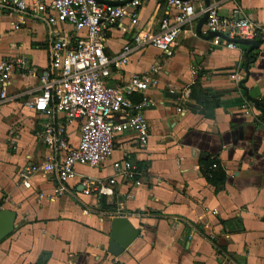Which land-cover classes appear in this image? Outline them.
<instances>
[{
  "label": "crops",
  "instance_id": "crops-1",
  "mask_svg": "<svg viewBox=\"0 0 264 264\" xmlns=\"http://www.w3.org/2000/svg\"><path fill=\"white\" fill-rule=\"evenodd\" d=\"M188 1L198 16L184 28L172 58L143 48L107 81L121 87L156 64L161 68L158 85L131 97L147 99L148 145L135 133L122 134L109 162L77 168L95 180L117 178L113 194L101 197L85 192L79 177L65 194L43 172L22 185L24 167L52 159L37 137L44 118L32 106L50 67V40L41 21L0 16V64L24 58L35 72L15 70L0 82V95L9 98L0 104V210L16 213L15 231L0 242V264H264V43L247 40L262 42L249 58L251 46L229 49L226 38L216 41L206 31L202 12L218 4L222 17L238 10L239 19L264 26V0ZM135 13L107 33L109 57L139 31L157 34L161 21L174 15L163 0H145ZM57 27L65 37L75 35L70 24ZM68 133L76 145L80 125L70 124ZM124 159L136 167L139 186L116 175L113 162ZM213 162L221 166L214 180H224L219 187L205 172ZM118 217L140 234L114 257L108 244Z\"/></svg>",
  "mask_w": 264,
  "mask_h": 264
},
{
  "label": "built area",
  "instance_id": "built-area-1",
  "mask_svg": "<svg viewBox=\"0 0 264 264\" xmlns=\"http://www.w3.org/2000/svg\"><path fill=\"white\" fill-rule=\"evenodd\" d=\"M99 1L0 0V16L16 14L23 20L41 21L48 28L50 40V67L40 76L41 92L33 98L32 106L44 118L43 129L37 137L51 151L52 159L42 165L24 167L19 174L23 186H30L33 177L43 172L56 181L59 194L69 193V183L79 177L85 192L110 196L117 178L95 180L80 176L77 168L97 169L109 162L115 152L116 138L122 134L135 133L144 147L149 143L150 125L144 115L147 99L134 102L131 97L158 85L156 76L160 66L156 64L145 76L134 75L121 87H113L107 81L113 70L123 69L131 55L143 48L152 46L164 57L172 58L184 28L192 24L198 14L191 1L163 0L174 15L161 21L159 32L139 31L133 35L132 44L125 45L119 55L109 57L105 52L107 33L135 15L145 0ZM202 12L208 14L206 31L214 33L216 41L228 38L229 49L237 48L231 41L234 39L259 38L264 43V26L239 19L238 10L230 17H222L218 4H211ZM58 23L73 26L75 35H61ZM15 70L35 75L26 59L8 60L0 64V82L8 80ZM0 98V104L9 101L3 93ZM75 122L81 128L76 145L68 133L69 125ZM220 167L213 162L208 171L212 174ZM113 169L123 182L141 184L136 180L138 172L131 161L113 162Z\"/></svg>",
  "mask_w": 264,
  "mask_h": 264
},
{
  "label": "water",
  "instance_id": "water-1",
  "mask_svg": "<svg viewBox=\"0 0 264 264\" xmlns=\"http://www.w3.org/2000/svg\"><path fill=\"white\" fill-rule=\"evenodd\" d=\"M226 39L230 41L228 38ZM231 41H233L235 44H244L251 46L247 53V58H249V53H251L253 50L259 49L262 45L261 41H247L245 39H234ZM248 65L249 64L247 63V73ZM251 95L254 94L252 93ZM15 222L16 213L14 211L6 209L0 210V242L8 238L11 234H13L16 229ZM139 234L140 231L134 228L127 218H115L112 221L111 240L108 244V254L114 257L120 256L125 251V249L128 248L136 240V238H138Z\"/></svg>",
  "mask_w": 264,
  "mask_h": 264
},
{
  "label": "trees",
  "instance_id": "trees-1",
  "mask_svg": "<svg viewBox=\"0 0 264 264\" xmlns=\"http://www.w3.org/2000/svg\"><path fill=\"white\" fill-rule=\"evenodd\" d=\"M209 166H210V165H209ZM209 166H208V168H209ZM208 168H207L206 171H205L208 180H209L210 182H212V183L214 182V184H216L217 187H219L220 185H222L223 182H224V180H221V181H220L221 183H215V181H214V180H216V178H217V173L219 172V170H218L217 172H215V173L210 174V172L208 171Z\"/></svg>",
  "mask_w": 264,
  "mask_h": 264
},
{
  "label": "rangeland",
  "instance_id": "rangeland-1",
  "mask_svg": "<svg viewBox=\"0 0 264 264\" xmlns=\"http://www.w3.org/2000/svg\"><path fill=\"white\" fill-rule=\"evenodd\" d=\"M86 173H88V174H91V175H93V174H94L93 172H91V173H90V172H86Z\"/></svg>",
  "mask_w": 264,
  "mask_h": 264
}]
</instances>
